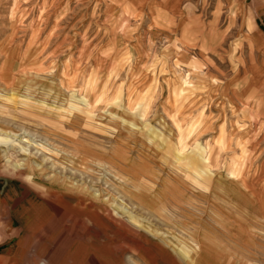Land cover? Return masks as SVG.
I'll return each instance as SVG.
<instances>
[{"label": "rangeland", "instance_id": "1", "mask_svg": "<svg viewBox=\"0 0 264 264\" xmlns=\"http://www.w3.org/2000/svg\"><path fill=\"white\" fill-rule=\"evenodd\" d=\"M3 139L0 264H264V0H0Z\"/></svg>", "mask_w": 264, "mask_h": 264}, {"label": "bare ground", "instance_id": "2", "mask_svg": "<svg viewBox=\"0 0 264 264\" xmlns=\"http://www.w3.org/2000/svg\"><path fill=\"white\" fill-rule=\"evenodd\" d=\"M5 143H8V144H13L14 143V141L13 140H7V139H3V140H0V145L1 144H5ZM20 149L21 150H23V151H28L26 148H24V147H20ZM11 159V158H10ZM10 159L9 158H7V160H9L10 161ZM14 165L16 166V167H18V166H20V164L19 163H14ZM212 178V177H211ZM175 247V246H174ZM190 248L192 249V254L190 255V262L191 263H194L195 264V262L198 260V259H201V245L199 244V242L197 241H195V242H192V243H190Z\"/></svg>", "mask_w": 264, "mask_h": 264}, {"label": "crops", "instance_id": "3", "mask_svg": "<svg viewBox=\"0 0 264 264\" xmlns=\"http://www.w3.org/2000/svg\"><path fill=\"white\" fill-rule=\"evenodd\" d=\"M26 179H27V177H26ZM36 183H37V181H35ZM42 185V184H41ZM2 197H1V195H0V199H1ZM0 218H6V217H4L3 216V214H2V212L0 211ZM10 236V234H9V232L7 233L6 232V230H5V228H2L1 226H0V243H5V240L8 238V237ZM5 246H6V248H5V252L4 253H6L7 252V245L6 244H4ZM3 255V253H0V257H3L2 256Z\"/></svg>", "mask_w": 264, "mask_h": 264}]
</instances>
